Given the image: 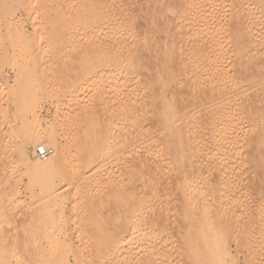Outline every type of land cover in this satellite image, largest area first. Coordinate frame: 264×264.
Masks as SVG:
<instances>
[{
	"label": "bare ground",
	"instance_id": "1",
	"mask_svg": "<svg viewBox=\"0 0 264 264\" xmlns=\"http://www.w3.org/2000/svg\"><path fill=\"white\" fill-rule=\"evenodd\" d=\"M136 1L138 0H0V64L7 60L19 62L18 65L21 63L23 67L16 64L14 70L17 71L13 73L15 78L18 77V82L31 80V84L33 80L36 84L37 79L40 82L45 79L44 84H50L60 71V61L65 58L66 61H63L67 62V59L74 57L70 59H76L73 61L74 66H70L72 70L68 68V72L65 69L70 60L63 68L69 77L64 90L65 98L72 96L68 95L72 89L75 91L74 89L83 88L87 92L85 99H82L85 102L81 104L77 100L73 103L75 109L71 107L74 109L72 114L77 111L79 113L74 115V120L71 119L76 124L66 122L69 128L76 125L73 130L75 137L67 144L57 142L58 133L53 128L43 130L38 127L37 104L32 101L30 104L18 105L17 113L22 114L18 119L20 125L10 126L5 134L19 137L20 159L28 158L26 149L30 146L37 151L53 145L62 167L71 156L78 161L70 172H50L43 183L39 184L40 191L54 196L52 204H59L60 211H56V216L59 212L63 214L61 209L67 202L73 208L68 209L74 211L76 208L74 212L79 209L82 212V208L86 212L80 215L72 210L70 212L71 215L74 213L71 217L75 218L72 230L77 233L80 229L88 230L94 217L98 218V222L107 218L105 221L101 220V229L96 231L90 227L94 231V237L84 239L90 244L81 242L76 246L70 245L74 246L70 250L73 262L81 264L83 255L91 252L92 259L87 264H211V261L212 264H229L224 259L233 253L231 248L234 251L239 243H243L238 239L239 243L235 241L237 245L233 244V248L227 244L225 234L219 237V233L221 235L222 231L228 229L226 227L230 225L229 222L232 223L230 227L233 226L232 221L236 223V218L242 214L238 215L236 211L248 202H245V198L235 199L238 196L236 194L233 197V190L248 182L259 195L264 192V182L251 181L264 174V114L255 113L254 105L249 99L236 106L231 105L232 96L230 94L231 97L228 98V95L233 88L226 80L228 78L232 81L229 78L232 72L217 68V62L222 59L218 55H222L223 48L219 41H211L210 29V32L201 28L199 32L192 31L194 34L189 33V43L178 46L181 44L175 42L173 34L164 30L163 23L154 26L139 18L142 23L134 25L135 11L138 10ZM139 8L141 11V7ZM137 13L143 15L144 12ZM44 31L49 36L47 33V37L42 34ZM184 34L182 36H188ZM41 35L47 40H43V36L41 39ZM237 50L244 55V50ZM240 53L236 51V62L233 65L235 70L244 65L241 57H245ZM47 54L52 58L50 68L39 72L36 67L43 62L39 59L44 55L48 56ZM12 62L8 63L12 66ZM256 64L252 66L253 72L261 67ZM251 70L250 68V72ZM66 75L63 74V79ZM156 84L159 86L155 87ZM152 85L158 90L159 105H154V100L152 103L151 98L156 97L155 94L152 95ZM185 85L190 89L187 88L188 94L183 89ZM34 86L38 88V85ZM33 88L32 91L30 89L31 93ZM167 91L171 94L178 93L173 95L176 99L172 97L176 102L169 101L171 98L165 94ZM28 96L26 95L27 98ZM72 99L70 97L71 102ZM99 111H102L101 115ZM50 148L52 153L48 157L54 154V148ZM107 159H131V164L126 166L128 169L123 174L117 176L119 172L112 170L110 164L108 166L111 161ZM156 159L158 160L155 161ZM199 159H205L208 166L198 165L201 161ZM238 159H250L251 165L244 171L237 172L234 165ZM152 161L156 164L169 162L168 166L171 164V168L176 166L173 169L174 175L167 176L164 181L157 179L160 177L155 178L157 170L153 171L152 168L159 165L153 162L152 167V163L149 165ZM31 167L39 173L53 170L50 160L35 159ZM58 178L62 186L56 189ZM196 179L201 183H197ZM194 184L196 187H193ZM197 184L202 186L197 187ZM59 196L60 200L57 199ZM154 203L165 204L167 208L155 213L150 208ZM249 206L246 205L245 208ZM257 206L256 209L264 210V202ZM242 209L239 211L243 212ZM235 212L238 216H235ZM259 215L258 212L255 220L260 222L261 219L263 222V216ZM107 221L111 223L107 225ZM112 224L114 227L122 226L123 230L116 234L109 233L108 230L113 227L109 225ZM202 229L211 231L208 234L201 233ZM60 230L61 227L59 235ZM68 231H71L70 227ZM62 237L59 241L64 240ZM59 241L56 240L57 245ZM238 250L237 253H241V245ZM200 252L201 255L203 253V259ZM246 255L249 257L248 253Z\"/></svg>",
	"mask_w": 264,
	"mask_h": 264
},
{
	"label": "rangeland",
	"instance_id": "2",
	"mask_svg": "<svg viewBox=\"0 0 264 264\" xmlns=\"http://www.w3.org/2000/svg\"><path fill=\"white\" fill-rule=\"evenodd\" d=\"M146 1H148V0H146ZM146 1H144V0H140V2H139V0L136 1L138 6L141 7V11L139 10L140 8L138 6L136 7L137 4L135 3L134 7L138 8V10L135 11L136 15H134V19L136 20V24H135V21H133V22H134L135 26L141 20H142V22L145 21L148 24L154 25V26H159L163 23L162 27L163 28L165 27L164 30H166V31L168 30V32H170L171 35L173 34V36L175 37L174 40H175V42H177V44L189 43V41L191 40L190 39L191 37H189L190 36L189 33L192 34L193 32H195V33L199 32L200 28L203 31H205V30L206 31L208 30L207 32L211 31L210 32V34H212V35H210L211 41L212 40H214L215 42L219 41L222 45V48H223L222 55L217 54L218 56H222V59L217 62V68L221 69V70L222 69L229 70L232 72V74L229 76V78L232 79L233 83H232V81L230 82V79H228V78H227V80H229V82L226 80V82L229 83L228 85H230V83H231V88L234 89V90L232 89V93H229V95L227 94L229 96V97L227 96L228 98H230L232 96L230 98V100H232L231 105L236 106V105L240 104L241 102H243V100L246 101L249 99V100H251L252 104L254 105V108H253L254 112L257 113L258 115L264 114V71H263L264 70V68H263L264 67V0H168V1L167 0H155V1L149 0L150 4H149V2H147L148 3L147 4ZM73 5H75V4H73ZM145 5H147L146 8H145ZM157 5H158V7H157ZM143 8H144V10H143ZM138 11L141 13L144 12L143 15H141L140 13H137ZM145 11H147V12H145ZM137 14H139L140 16L137 17L138 16ZM155 19H157V20H155ZM159 20H161V21H159ZM162 20H164V21H162ZM166 21H168V22H166ZM142 22H140V23H142ZM155 23H157V24H155ZM201 24H202V26H201ZM205 27H208V28L206 29ZM209 29H210V31H209ZM30 31H28V32L31 33ZM176 32H178V33H176ZM45 33H47V35H48V32H45V31H44V33L42 32V34H44L46 36ZM182 34H184V35L188 34V36L187 35H186L187 37L182 36ZM42 36L43 35H41V39L44 37L43 40H47V39H45V36H43V37ZM179 37L181 39H178ZM186 39H188V40H186ZM180 40H181V42H180ZM182 44L178 45V46H184ZM206 44H208V42ZM199 46H200V44H199ZM202 46H205V45H202ZM239 47H241V48H239ZM237 48L244 50V52L242 51V53L244 55H242L240 53V50H237ZM199 49H201V46ZM236 51L239 52L245 58L241 57V59H243L241 62L244 65H242L241 68H238L235 70L233 68V65L236 62ZM45 56L46 55H44L43 58L39 59L40 61H43L42 63L38 62L39 63L38 65H40V67H38V65L36 67L37 70H39V72L40 71L42 72V70H44V68L49 69L50 68L49 63H52V60H51L52 58L50 59L49 55H48L49 57L48 56L45 57ZM73 58L67 59V62H65L66 61L65 58L63 59L65 61H63V60L60 61V64H59L60 67L58 68V71L59 70L60 71L58 73L56 72L57 73L56 77H54L52 79L53 80L52 82L50 80V82H51L50 84L45 81L47 83L46 86H45L46 83L44 84L45 79H42L43 82H40L39 81L40 79H37L36 84L33 83L34 82L33 80H32L31 84L29 83V82H31V80L27 81L28 84L25 81L20 82V80H19V82L21 84V85H19L18 77L15 78L16 75L13 74V73H15V71H17L14 69L16 67V64L19 62L16 63V61L12 62V61L7 60V62L5 61L6 63L3 62L2 64H0V130H1L0 132H2V133H0V264H68V263L79 264L80 262L75 263L72 261L73 257H70L71 253H72V251L70 253V250L72 249V247H74V246L70 247V245L75 244V246H76L77 244H81V242L82 243H84V242L88 243L89 241H86L84 239H88V238L93 239V237H94V236H92L94 234V231L90 230V227H92V229L95 228L97 231L98 229H101V226H102L101 220L105 221L106 217H104V218L102 217L104 220L99 219L100 220L99 221L100 223H99L97 220L98 218L94 217V219H93V216L88 211V214H90V216L92 217L94 222L92 220L93 223L90 225V227H88L89 228L88 230H87V228L86 229L84 228L83 231L80 229L81 231L78 230L79 233H77V231L72 230L73 222H74L73 220H75V218H74V216L73 217H71V216L74 213L75 214L78 213L77 215H80L82 212H85V211L80 207L82 210V212H81L79 207H78L79 211L74 212L76 210V208L73 211L72 206L70 207L71 204H69L68 202L61 209V211L63 210L62 211L63 214L61 215L59 212V215H57L58 217H61V218H58L56 216V211L57 212L60 211L58 209L59 204H56L57 207L55 206V204H52L53 201L55 200L53 198L54 196L47 195L46 193H43L42 191H40L39 190L40 189L39 184L43 183V179L48 177V175H50L49 174L50 172L54 173V174H59L60 172H64V173L70 172V169L72 167H75L78 164V161L76 159L72 158V156H71V159H68L64 163V166L62 167L59 164V160L57 159L56 147L53 145H47L48 147L51 146L54 148V154L50 157H47L45 159L39 158L37 155L36 149L33 148L32 146H30L26 149L27 154H28V158L27 159H20L19 151H20L21 143L19 142L20 141L19 137L16 138V137L11 136L9 134H5L8 131V129L10 128V126H19L20 125V124H18L19 123L18 119L21 118V116H19V115H22V114L20 113L18 115V113H17V112H19L18 111V105L28 104V103L30 104L32 101L33 103L35 102V104H37L36 105L37 106L36 115L38 117V127L39 128L42 127L43 130L53 128L54 130H56V133H58L57 142L59 144H64V143L67 144V142H70L71 139H73L75 137L73 130H75L76 125L75 126L72 125L73 127L71 126L72 128L71 127L69 128V126H68L69 124L67 125L66 122H69V121L73 122V120L75 119L74 115L77 112L79 113V111H77L76 113H73V114L71 113L75 109L73 107V105H74L73 103H75L77 100H79L77 102H80V103L85 102V100L82 101V99H85L87 92L85 93L83 88H78L77 89L78 91L76 89H74L75 91H73V89H72L69 91L70 94L68 93V95L69 96L72 95L70 97L73 98L72 99L73 101L71 102L70 97L65 98L66 97V95H64L65 86L67 87V85H68L67 83H69V77L66 74H67V71L69 72L68 68H70V71H71L72 70L71 67L74 66V64H75L74 62L76 61V59L73 60L74 62L71 61ZM49 59L51 61H49ZM68 60H70L69 61L70 63H68ZM8 62L9 63L12 62L13 63L12 66ZM256 63H259V64H256ZM20 64L19 65L17 64V66L23 67V66H21L22 64L21 65ZM253 64L254 65L255 64L261 65V67L257 68L258 70L256 69L257 70L256 72H253V69H254V68H252ZM13 65H14V68H13ZM51 65L52 64H50V66ZM63 68H65L67 71L65 72L64 71L65 69L63 70ZM250 68L252 69L251 72H250ZM61 72L66 75L65 79H63L64 77H63V74H61ZM60 77H62V78H60ZM16 80L18 83L16 82ZM58 80L60 83L58 82ZM153 81L155 82V80H153ZM15 82H16V84H15ZM22 82H23V84H22ZM156 82H158V81H156ZM42 83L44 85H42ZM158 84H159V82H158ZM183 84H186V83L183 82ZM28 85H31L32 87L28 86ZM34 85H38V88H37V86H34ZM154 85H155V83H154ZM186 85H188V84H186ZM233 85H235V88L233 87ZM236 85L238 86L239 89L236 88L237 87ZM17 86H19V87H17ZM42 86H44V87H42ZM63 86H64V89H63ZM158 86L159 85L156 84L155 87H158ZM28 87H29V89H28ZM33 87H35V89ZM52 87L55 90L57 89V91H55V90L52 91V89H53ZM153 87H151V88H153ZM155 87L153 88L152 95L154 96V94H155L157 99H156V97H152V95H151V97L153 99L151 97L150 98L152 100V103L154 100V105H156V104L159 105L160 99H158V96H157L158 90H156L157 88L155 89ZM183 87H184V85H183ZM228 87L229 86H226V88H228ZM32 88H33V93H31ZM46 88L48 89V91ZM61 88L63 89V91ZM187 88H188V90H190L189 87L186 86L185 88H183V89H186V90H184L185 92H187ZM24 89H26V90H24ZM30 89H31V91H30ZM49 89H50V91H52V93H50ZM59 89H61V90H59ZM235 89H238V90L235 91ZM58 90H59V92H58ZM154 90H155V93H154ZM28 91H29V94H28ZM43 91L45 93H43ZM170 91H172V90L170 89ZM174 91H175V89H174ZM233 91H235L234 94H233ZM53 92H55V93H53ZM56 92H58V93H56ZM167 92L170 93L169 95H171V96H169L168 93H165L169 97V99L171 98L169 100L168 97L166 96L167 100L173 101L174 98L176 99V96H173V95H174V93L178 94L177 92H172L173 94H171V92H169V91H167ZM23 93H25V94H23ZM188 93L189 92H187V94ZM14 94H15V96H13ZM16 94H18V95H16ZM30 94H31V97H30ZM37 94H38V96H37ZM185 94L186 93H184V95ZM230 94H231V96H230ZM26 95L27 96L29 95L28 98L26 97ZM39 95H41V96H39ZM51 95L52 96L54 95V96L52 97ZM56 95H57V97H56ZM81 95H83V96L81 97ZM253 95H255V96H253ZM34 96H35V98H34ZM172 97H174L173 100H172ZM15 98H17V99H15ZM29 98H30V101H29ZM9 99H10V101H9ZM157 100H159V101L157 102ZM17 101H19V102L17 103ZM23 101H27V102H23ZM174 101L176 102L177 100H174ZM2 102H3V104H2ZM60 102H62V105H60ZM70 102L72 103V105H70ZM54 103H55V105H54ZM1 106H2V109H4V110L1 109ZM71 107H73L74 109ZM100 112H102V111H99V114H100ZM17 116H19V117H17ZM76 118H77V115H76ZM71 119H73V120L71 121ZM21 121L22 120H20V123H21ZM16 122H17V125H15ZM73 123L76 124L77 122L75 123V121H74ZM70 131H72V132H70ZM2 134L3 135L5 134V135L3 136ZM1 136H3V137L1 138ZM7 136L9 138H6ZM263 142H264V140L262 141V143ZM35 159L45 160V161L50 160V163L52 162L53 170H51L49 172L47 171L44 173L42 171H40V173H39V171L38 172L35 171L31 167V163ZM148 160H151V159H148ZM157 160L158 159H156L155 161H157ZM199 160H201V159H199ZM204 160L205 159H202L201 161H199L200 163L198 162V165H200L201 167L208 166V163H206L207 161L206 160L204 161ZM249 160L248 159L247 160L246 159H240V160L238 159L234 165L235 170L237 169L236 171L240 172L242 170L244 171L245 169H247V167H249L251 165V162H249ZM108 161H111V163H108V166L110 164V166H111L110 168H113L112 170L119 172L117 174V173H114L115 171H112L113 174H117V176L123 174L124 173L123 171H126L131 164V159L130 160L129 159H109ZM155 161L149 162V165H150V163H152L151 166L154 167L153 164L154 163L156 164ZM248 162H249V164H248ZM159 163L160 164L163 163V164L160 165L157 163L159 166H156L157 165L156 164L155 165L156 168L155 167L152 168L151 166H149L150 169L152 168L153 171H154V169H155V171L157 170L156 171L157 175L160 174L158 176L154 175L155 178L160 177L157 179H159V180L161 179L164 181V180H167V178L169 176L171 177L172 176L171 174L174 175L173 169H176V166L173 165V167H175V168H171L172 167L171 164L168 166L169 162L168 163L165 162L166 164L164 162H159ZM127 165H128V167H126ZM204 165H206V166H204ZM263 166H264V163H263ZM256 177H254L253 180L251 179V181L262 182V184H263L264 174L263 175L260 174V176H256ZM194 181L195 180L193 179L192 182L194 183ZM196 181H197V183L199 182L197 179H196ZM240 182L241 181L238 182L239 185L242 184V183L240 184ZM199 183H201V181ZM248 184L249 183L247 182L245 185H242L243 187L237 185V186H239V188L236 187L237 189L234 188L236 191L233 190V195L235 194L233 197H235L236 194L238 196L235 199H237V198L238 199L239 198L244 199L245 198L246 199V200L244 199L245 202L246 201H248V202L245 203L244 205L245 206L246 205L251 206V207L249 206L246 208H245V206L242 207L244 210L242 208L241 209L244 213L239 211L241 209L236 211L239 213L238 215H240L241 213L243 215L241 214L240 216H238L237 213L235 212L236 213L235 216H238L239 217L238 219L241 222L243 219L244 220L246 219L247 221L245 220L244 222H247V223H245V224H244V222L241 223L236 218V223H234V221H232L233 222L232 227H230V225H232V223L229 222L230 225L228 227H226L228 229L225 230L224 232L222 231L221 235L219 233V237L222 236V234H225V236L227 237V238L224 237V238H226V242L227 241L230 242V243L227 242V244H230V246L233 248H235V245L233 246V244L236 243V245H237V242H235V241H238V239H241L240 242L242 241V243H243V244H241L238 241V243L241 245V251H240L241 253H237V250L240 247V245H239V247L237 245V247H236L237 250H235L236 248L234 249V251H236L235 253H234L233 249L231 248L233 253L230 251V253H232V254H230V256L228 254L227 257L224 259V262L227 261V263H229V264H232V263L233 264H238V263L243 264V262H244V264H248L249 261H250L249 264H264V221H263L264 220V215H263L264 210L263 209H256V207H258L257 206L258 204L264 202L263 201L264 200V192L259 195V193H256L257 191L254 189V186H252V184H250V185H248ZM195 185L196 184H194L193 187H196ZM198 185L199 184H197V187H198ZM61 186H62V182L58 178L56 180L55 188L58 189ZM199 186H202V185H199ZM245 188H246V190H245ZM252 188L254 190H252ZM234 191L236 193H234ZM262 191H263V189H262ZM254 193H256V194H254ZM93 195L95 197V194H93ZM93 195H92V197H93ZM51 196H52L53 200H52ZM254 196H257V197H254ZM259 196H261L260 199H259ZM57 199L60 200V196L57 197ZM253 201H255V202H253ZM257 202H258V204H257ZM248 203H250V204H248ZM153 205L154 206L156 205V206L155 207L151 206L150 208L153 212L155 211V213L156 212L159 213V212H161V210L164 211V209L167 208L166 207L167 205H165V204L154 203ZM252 205H254V206H252ZM68 208H72L71 210L74 212L72 215L70 213L71 210ZM258 210H261V211L263 210V212L258 211ZM257 211L259 212L260 215L263 216V217H261V218H263L262 219L263 222H261V219H260V222H258V220H255L258 218V212ZM82 215H84V214H82ZM84 216L88 217L89 215L85 214ZM251 216H252V219H251ZM91 217H89V218H91ZM241 217L243 219H241ZM71 218H73V219L71 220ZM248 219H249V222H248ZM96 220L98 223H96ZM106 220H107V218H106ZM237 221L239 222L238 224H240V225L237 224ZM106 223L108 225V223L110 224L111 222L107 221ZM241 225H243V226H241ZM109 226L112 227L113 224L109 225ZM60 227H61L60 235L65 234L66 236L62 235L63 236L62 237L59 235V228ZM69 227H70L73 235H70L71 231H68ZM113 227L112 228L108 227V228H110L108 230V232L111 234H116V233H119L121 230H123L122 226H115L114 228ZM209 228L210 227H208V228L206 227V229H209ZM65 229H67L66 233H65ZM206 229H202V230L205 231ZM202 230H201V233H207V232L209 233L211 231V229L207 232L206 231L202 232ZM237 234H238V236H237ZM244 234H246V235H244ZM61 237L64 240L61 239L62 241L60 240L61 241V243H60L59 239ZM222 237H221V239H222ZM92 239H91V241H92ZM233 239H235V240H233ZM56 240L59 241L58 242V245L60 243L59 246L57 245ZM78 241H80V242H78ZM223 241H225V240H223ZM62 242H64V243H62ZM226 242H225V244H226ZM88 244H90V243H88ZM68 248H69V250H68ZM254 249H255V251H254ZM239 250H238V252H239ZM246 252L248 253L249 257L246 255L247 254ZM87 253L85 255H83L84 256V257H82L83 262L81 264H87L89 261H91V259H92L91 252H87ZM236 254H238V256ZM242 254L244 256H242ZM89 256H90V258H89ZM200 256L202 257L203 253L201 255V252H200ZM241 256L243 258L245 256H247L244 258V260L246 258L247 259L244 261ZM69 257H70V259H69ZM207 258H209V257H207ZM207 258H206V260H209ZM64 259H67V261H69V262H67ZM86 259H87V261H86ZM201 259H203V257ZM201 261H203V260H201ZM209 261H211V260H209ZM209 261H207V262H209ZM228 261H230V262H228ZM207 264H209V263H207ZM211 264H212V261H211Z\"/></svg>",
	"mask_w": 264,
	"mask_h": 264
},
{
	"label": "built area",
	"instance_id": "3",
	"mask_svg": "<svg viewBox=\"0 0 264 264\" xmlns=\"http://www.w3.org/2000/svg\"><path fill=\"white\" fill-rule=\"evenodd\" d=\"M36 152L40 158L44 159L52 153V148L50 147L39 148L37 149Z\"/></svg>",
	"mask_w": 264,
	"mask_h": 264
}]
</instances>
